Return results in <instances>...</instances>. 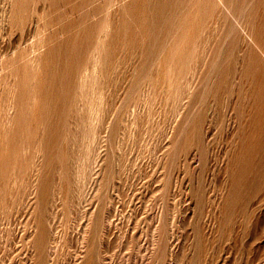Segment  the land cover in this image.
Segmentation results:
<instances>
[{
  "label": "rangeland",
  "instance_id": "obj_1",
  "mask_svg": "<svg viewBox=\"0 0 264 264\" xmlns=\"http://www.w3.org/2000/svg\"><path fill=\"white\" fill-rule=\"evenodd\" d=\"M0 264H264V0H0Z\"/></svg>",
  "mask_w": 264,
  "mask_h": 264
}]
</instances>
